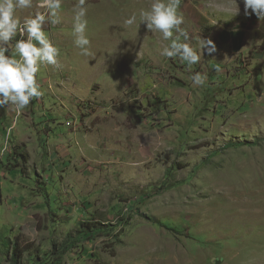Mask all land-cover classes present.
I'll use <instances>...</instances> for the list:
<instances>
[{
  "label": "rangeland",
  "instance_id": "1",
  "mask_svg": "<svg viewBox=\"0 0 264 264\" xmlns=\"http://www.w3.org/2000/svg\"><path fill=\"white\" fill-rule=\"evenodd\" d=\"M77 2L44 25L60 55L37 75L42 96L13 117L0 108L29 149L7 165L0 254L10 264L18 244L20 264H264V20L243 0H181L189 42L215 45L189 68L160 55L168 42L139 19L124 25L149 0H86L81 55ZM88 222L102 224L93 238Z\"/></svg>",
  "mask_w": 264,
  "mask_h": 264
},
{
  "label": "clouds",
  "instance_id": "2",
  "mask_svg": "<svg viewBox=\"0 0 264 264\" xmlns=\"http://www.w3.org/2000/svg\"><path fill=\"white\" fill-rule=\"evenodd\" d=\"M181 0H149L146 8L125 18L124 25L144 23L153 33H159L168 43L159 51L166 58H179L191 68L200 62L203 50L215 51L210 39H200L197 46L189 42V35L182 25L185 16L180 11ZM245 14L254 13L264 20V0H243ZM86 0H78L72 7L73 43L80 54L91 55L90 39L87 35ZM237 5V3H236ZM40 8L21 21L19 12ZM62 0H0V108L17 112L25 109L30 102L42 96L37 75L43 66H58L59 47L53 43L44 30L45 23H60ZM239 11L238 6L234 15ZM19 34V39H16ZM206 75L195 72L191 75L194 86H203Z\"/></svg>",
  "mask_w": 264,
  "mask_h": 264
},
{
  "label": "crops",
  "instance_id": "3",
  "mask_svg": "<svg viewBox=\"0 0 264 264\" xmlns=\"http://www.w3.org/2000/svg\"><path fill=\"white\" fill-rule=\"evenodd\" d=\"M6 114L13 117L14 116L13 115V109L7 111ZM1 115L2 114H0V130L2 131V136L0 137V192L3 191L4 181H6L11 174V171L7 167L8 162L11 160V162L14 165L18 166L20 164V166H22V163H21V160H23L22 155L23 154L28 155L27 151L29 150V149L26 150V148H24L26 146H24V139H23L24 136L22 135V132H23V129H25V128L20 129V128H18V125L14 126V124H13L14 120H12L11 124H9V121H7V119H5L7 117V115H5L3 118H2L3 115L2 116ZM18 123H19V121H18ZM35 125L38 126L39 124H36V122H35ZM11 127H13L12 133L10 135V139L12 140V142L10 140L7 141V134L9 133V129ZM36 127H35V132L37 129ZM40 127L41 126H39L37 129V134H39V137L41 136L42 131H43V128H40ZM49 136H51V135L49 134ZM42 138H44V137H42ZM27 140H28V138H27ZM3 141H4V143H3ZM7 142H8V147L6 146ZM2 143H3L4 147H7V149L3 153H2V149L4 147L3 146H2L3 148L1 147ZM9 143H12L10 149H9ZM16 159H17V161H16ZM0 195H1V193H0ZM1 199L2 198H0V204H1ZM4 255L1 252L0 256L2 258L0 259V264H8L7 256H6V254H4Z\"/></svg>",
  "mask_w": 264,
  "mask_h": 264
},
{
  "label": "trees",
  "instance_id": "4",
  "mask_svg": "<svg viewBox=\"0 0 264 264\" xmlns=\"http://www.w3.org/2000/svg\"><path fill=\"white\" fill-rule=\"evenodd\" d=\"M22 157L25 159L26 155L23 154ZM24 159H23V161H24ZM16 161H17V159H16ZM126 222H128V221H124V224H126ZM100 225H102V224L98 223V222H95V223H89L88 222L87 225L84 224V227H85L83 229L84 235L87 238H90V237L93 238L96 234H98L100 232ZM11 253H12V256L9 258L10 264H20L21 260H22V258L24 256L23 248H20L18 244L17 245H13L11 247ZM97 264H99V263H97Z\"/></svg>",
  "mask_w": 264,
  "mask_h": 264
},
{
  "label": "built area",
  "instance_id": "5",
  "mask_svg": "<svg viewBox=\"0 0 264 264\" xmlns=\"http://www.w3.org/2000/svg\"><path fill=\"white\" fill-rule=\"evenodd\" d=\"M12 129H13V127H11V128L9 129V133L7 134V141L10 140V135H11V131H12ZM7 147H8V142H7ZM7 147H4V148L2 149V153L7 149Z\"/></svg>",
  "mask_w": 264,
  "mask_h": 264
}]
</instances>
